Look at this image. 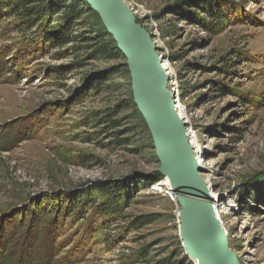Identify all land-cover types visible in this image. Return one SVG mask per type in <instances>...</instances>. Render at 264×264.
I'll list each match as a JSON object with an SVG mask.
<instances>
[{"label": "rangeland", "instance_id": "1", "mask_svg": "<svg viewBox=\"0 0 264 264\" xmlns=\"http://www.w3.org/2000/svg\"><path fill=\"white\" fill-rule=\"evenodd\" d=\"M123 1L168 69L230 249L240 264H264V0ZM86 6L56 47L44 40L56 21L20 25L0 4V264H195L176 205L149 193L165 178L125 58L90 56L104 27ZM133 179L147 183L128 187L114 221L72 206Z\"/></svg>", "mask_w": 264, "mask_h": 264}, {"label": "water", "instance_id": "2", "mask_svg": "<svg viewBox=\"0 0 264 264\" xmlns=\"http://www.w3.org/2000/svg\"><path fill=\"white\" fill-rule=\"evenodd\" d=\"M100 19L125 58L133 103L145 122L159 162L180 207L179 237L185 254L196 264H240L228 236L214 214L212 194L187 138V123L179 116L168 74L153 37L137 22L123 0H83Z\"/></svg>", "mask_w": 264, "mask_h": 264}, {"label": "trees", "instance_id": "3", "mask_svg": "<svg viewBox=\"0 0 264 264\" xmlns=\"http://www.w3.org/2000/svg\"><path fill=\"white\" fill-rule=\"evenodd\" d=\"M33 3L34 0H0V4L3 5L6 12L11 17H16L20 25L26 24L27 27H30L34 22H47L53 19L52 21L57 22V26H55L52 32L46 33L44 40L49 45L56 47H63L69 44L71 42V29L83 16L87 4L83 0H43L38 5ZM220 12V9L217 10L214 16L220 18ZM98 32L100 34L98 43L101 46L94 50L90 56L94 60L101 58L116 59L118 57L116 46L110 47V44L105 41L109 35L104 28L98 30ZM182 98V88L180 87L179 99ZM155 174L160 176L157 172ZM143 181H138L137 183L146 185L147 182L145 180ZM138 184L135 186L134 179L133 181L130 180L129 185L127 181L101 184L100 186H95L96 196L94 200H91L88 194L84 196L81 193L74 200L72 199V206L83 209L90 205V208L101 219L104 221H114L123 212L124 205L130 197L127 194L128 187L131 186L132 189H136V187H139ZM96 202L99 203L95 205ZM155 217L154 215L139 216L131 224L141 227L154 221L153 219Z\"/></svg>", "mask_w": 264, "mask_h": 264}, {"label": "built area", "instance_id": "4", "mask_svg": "<svg viewBox=\"0 0 264 264\" xmlns=\"http://www.w3.org/2000/svg\"><path fill=\"white\" fill-rule=\"evenodd\" d=\"M159 57H161V56L159 55ZM169 90L173 94L172 98H173L174 102H176L177 112H178L179 116L181 117L180 114H181V112H184V111L178 105L177 91H175L173 88L169 89ZM182 119L184 120V122L186 121V119H184V118H182ZM186 131H187L188 141H189V143H190V145H191V147H192V149L194 151V155H195L196 159L198 160V158L200 156V153H197L196 150L194 149V146L191 144L192 139L194 138V135L192 136V134L190 133V130L188 128L186 129ZM198 162H199V160H198ZM165 181H166V178L164 179V184L163 183L159 184V182H158V183H155V184L151 185L149 187V193H151V194H160V195H163L165 197H168L171 200V202H173L176 205V207H177V216H178V212L180 210V207L178 206V204L176 202V198H175L174 194H172V192H171V189L169 187L168 182L166 184ZM212 204H213V208L216 209V214L218 215V211H219V214L221 215L223 213V204H222L221 200H219V198L216 195H212ZM178 221H179V219H178ZM223 229H224V227H223ZM224 231H225V229H224ZM225 233L228 236V233L226 231H225Z\"/></svg>", "mask_w": 264, "mask_h": 264}, {"label": "bare ground", "instance_id": "5", "mask_svg": "<svg viewBox=\"0 0 264 264\" xmlns=\"http://www.w3.org/2000/svg\"><path fill=\"white\" fill-rule=\"evenodd\" d=\"M165 68H166V70L168 71V69H167V67H166V65H165V63H164V61H163V64H162ZM167 74H169V72H167ZM181 117L182 118H184V119H186V113L184 114V113H182L181 112ZM186 122V121H185ZM191 133V132H190ZM195 135V134H194ZM191 144L194 146V149L196 150V152L197 153H200L201 152V148H200V146L198 145V139H197V137H194L193 139H192V142H191ZM199 160V159H198ZM201 160H199V165L200 166H202L203 167V165H202V162H200ZM166 184H167V179H166ZM206 183H207V181H205ZM207 186H208V188L210 189V187H209V185H208V183H207ZM211 194L212 195H215V194H213L212 192H211ZM213 212H214V214L217 216V218L219 219V220H221V215L219 214V211H218V215L216 214V209L214 208V210H213ZM194 261V263L196 264V260H193Z\"/></svg>", "mask_w": 264, "mask_h": 264}]
</instances>
